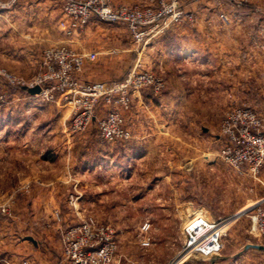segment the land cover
Returning a JSON list of instances; mask_svg holds the SVG:
<instances>
[{"label": "rangeland", "instance_id": "obj_1", "mask_svg": "<svg viewBox=\"0 0 264 264\" xmlns=\"http://www.w3.org/2000/svg\"><path fill=\"white\" fill-rule=\"evenodd\" d=\"M24 1L0 0V264H215L248 240L259 241L248 211L264 198V191L256 196L251 190L253 180L264 187V164L254 172L247 163L232 164L222 151L230 145L223 125L233 112L250 109L253 139L262 143L254 157L264 159V0H180L173 6L178 14L144 48L131 35L133 66L166 64L155 70L166 82L164 92L144 91L147 98L185 89L194 94L176 104L170 123L146 122L153 127L148 145L157 146L142 152L131 147L132 102L125 113L131 138L111 141L117 144L111 167L77 177L69 165L54 180L35 176L29 160L59 152L71 161L90 149L89 131L68 132L72 107L59 96L28 91L43 64L25 60L30 37L24 34L39 31L41 22L40 7H33V22L24 21ZM129 6L158 8L149 0ZM92 21L100 22L79 28ZM15 51L21 58L14 59ZM62 106L67 113L59 130ZM120 145L129 148L126 154ZM27 234L37 248L25 241ZM210 234L222 239L217 255L203 253ZM105 245L108 260L99 254Z\"/></svg>", "mask_w": 264, "mask_h": 264}, {"label": "built area", "instance_id": "obj_2", "mask_svg": "<svg viewBox=\"0 0 264 264\" xmlns=\"http://www.w3.org/2000/svg\"><path fill=\"white\" fill-rule=\"evenodd\" d=\"M65 14L73 21L74 26L86 24L93 19L110 23H127L133 40L142 48L161 32L178 13L173 6L180 0H149V4L158 5L141 8L129 5H116L114 0H60ZM172 4V6H170ZM160 7L163 9L160 10ZM163 20L164 23H163ZM95 52L80 53L66 46H58L44 50L43 68L28 87L39 85L41 93L47 98L54 95L62 97L72 107V116L68 132L86 130L93 121L97 122L99 135L106 141H127L131 132L127 126L125 113L132 108L134 92L148 91L154 96L162 94L166 88L164 78L157 72L143 69L137 62L123 78L114 80L85 81L78 75L82 72L87 60H95ZM103 103L107 112L105 116L96 119V109ZM255 114L250 109L244 112H233L223 125L230 140V145L223 149L228 156L226 159L236 166L244 163L251 165V170L259 172L264 159H257L255 149L259 144L254 141L251 132ZM240 126V127H239ZM239 127V128H238ZM3 212L6 209L2 210ZM251 213L250 230L256 240L264 245V200L249 208ZM218 226L219 223H216ZM91 226L86 230L89 232ZM105 230V229H104ZM206 246L203 251L207 255H217L222 249V239L218 234L205 236ZM110 237H101L107 242ZM111 250L105 245L100 251V257L110 259Z\"/></svg>", "mask_w": 264, "mask_h": 264}, {"label": "crops", "instance_id": "obj_3", "mask_svg": "<svg viewBox=\"0 0 264 264\" xmlns=\"http://www.w3.org/2000/svg\"><path fill=\"white\" fill-rule=\"evenodd\" d=\"M115 1L131 5L141 2L142 0ZM217 1L218 0H213V3H216ZM200 3L212 4V1L200 0ZM24 5L27 6L24 9V14H26L24 16V21L33 22V18L36 17L32 16L33 7H40L38 19L41 22L39 31L29 30V34L28 32H25L24 34L25 37L28 35L30 37L28 42L30 43V51L27 58H25L26 61L35 60L38 64H43L45 48L44 50L40 48L46 47V49H48L53 48V45H56L54 47H57V44L65 43L66 45H70L72 47L71 49L74 51L80 53L95 52L97 54L95 60H87L82 72L78 75L82 80L101 81L112 80L115 78L120 79L125 72L133 66L134 50L129 39L131 38V34L125 24L113 25L111 29H109L102 25L101 21H92L85 27L79 28L78 26H74L72 19L64 13L60 0H25ZM259 19L264 20V15L260 16ZM33 33H35L36 36H39L38 41L36 37L35 39L32 37ZM111 37L115 38V44L113 45L110 44ZM35 42H39L40 44L38 49L37 47L32 46ZM156 49L159 50V46ZM19 58H21L20 54L15 51L14 59ZM157 63L158 64H153L151 66L156 71H159L163 65H166L159 64L163 62L158 60ZM142 68L148 69L144 64H142ZM187 80L188 79L185 78V81ZM185 90L180 93L171 91L167 97L160 96L155 100L147 98L146 94L143 92H134L133 109L129 114V125L131 130L136 134L134 145H131L136 152H138V150L139 152L147 151V149L155 148L157 146V144L152 143L149 144L150 146L148 145L149 135L153 133V127L150 123L155 119L158 121H166L167 123H170L169 120L171 118L174 120L176 116H172L171 113L175 111L176 104H179L180 101L187 102V100H189L188 98L194 94L192 90ZM181 93L184 97L183 100H181L180 97ZM58 98L60 101L62 100V97L59 96ZM106 112V106L103 103H100L96 109V119L105 116ZM66 113L67 109H64V106H62L61 114H58L59 123L57 127H60L59 130L62 127ZM148 121L150 122V128H147L146 126V122L148 123ZM87 129L89 135L85 136V139H87L85 141L90 149L81 152L79 157L73 158L71 161L58 155L57 153L59 152H50L48 155L43 156V158H33L27 163L31 166L30 169L33 171V174L43 178L49 176L51 180H54L60 176H65L64 173L67 171L69 165L72 167V171L77 177H84L85 175H89V173H97L100 169L106 170V168L111 167L112 163L110 158L113 153H115L114 150L117 148V144L107 142L100 137L96 121H93ZM145 139H147L146 144L142 142ZM121 146L122 145H120V147ZM122 147L126 154L129 148L125 146ZM138 161L139 160L136 159L135 163ZM50 165L54 166L52 172L47 171ZM247 172L249 173V171ZM259 177L263 179L264 182V168ZM251 190L254 195L256 194V196H259L260 194L258 192H263L264 187L261 183L253 180ZM262 197L258 198L259 201L257 203L264 200ZM25 238L28 239L25 241H28L34 245V248H37L38 245L36 244L37 239L35 236L27 234L25 235ZM252 245L262 246L263 244L259 241L248 240L243 243L240 250H237L233 254H224L222 260L215 264H264V248L254 247Z\"/></svg>", "mask_w": 264, "mask_h": 264}, {"label": "water", "instance_id": "obj_4", "mask_svg": "<svg viewBox=\"0 0 264 264\" xmlns=\"http://www.w3.org/2000/svg\"><path fill=\"white\" fill-rule=\"evenodd\" d=\"M28 89V91L30 92V93H32V94H37V93H40L41 92V87L39 86V85H36V86H34V87H28L27 88ZM252 246H254V247H260V248H264V246L262 245H252Z\"/></svg>", "mask_w": 264, "mask_h": 264}]
</instances>
